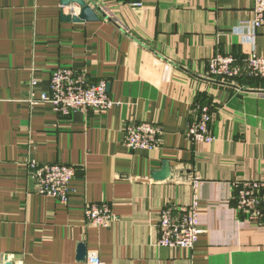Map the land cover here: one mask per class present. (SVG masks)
Returning a JSON list of instances; mask_svg holds the SVG:
<instances>
[{
  "label": "crops",
  "instance_id": "obj_1",
  "mask_svg": "<svg viewBox=\"0 0 264 264\" xmlns=\"http://www.w3.org/2000/svg\"><path fill=\"white\" fill-rule=\"evenodd\" d=\"M134 1L86 0L98 20L68 22L76 4L0 0V264H89L91 251L101 264H264V213L236 211L237 186L264 180V76L208 71L218 54L264 56V23L241 28L253 0ZM57 65L106 80L111 108L63 115L39 102ZM203 105L214 139L196 143L187 128ZM131 121L160 127L154 149L123 145ZM31 159L75 167L67 204L37 192ZM163 160L172 176L155 181ZM193 193L194 246L158 245L161 209L179 216ZM102 202L113 221L94 227L83 207Z\"/></svg>",
  "mask_w": 264,
  "mask_h": 264
},
{
  "label": "built area",
  "instance_id": "obj_2",
  "mask_svg": "<svg viewBox=\"0 0 264 264\" xmlns=\"http://www.w3.org/2000/svg\"><path fill=\"white\" fill-rule=\"evenodd\" d=\"M142 4L143 0H135L133 3L135 6ZM251 11L253 18L244 21L241 28L254 31L264 23V0H253ZM208 71L221 81L235 79L243 72L251 76H264V56L251 53L239 61L229 54H218L208 61ZM39 102L48 104L53 111L63 115L73 111L86 113L89 110L100 114L114 103L107 92L106 80L90 83L83 72L58 65L51 69L48 92L40 94ZM211 119L209 106H198L197 115L187 128L188 138L196 143L213 141L209 128ZM161 133L160 127L153 122L131 121L125 127L123 145L130 150H152ZM28 166L40 195L51 197L62 204L68 203L71 182L76 173L73 165L57 162L40 164L31 159ZM200 183L198 179L193 180L194 190ZM237 187L236 211L248 214L249 219L260 221L264 213V180H245ZM83 211L87 221L94 227H107L113 221L114 216L107 203H86ZM197 215L198 199L195 193L191 204L179 216L173 215L171 207L162 208L157 225L160 232L158 245L181 251L191 249L201 232ZM86 262L101 264L95 251L89 252Z\"/></svg>",
  "mask_w": 264,
  "mask_h": 264
},
{
  "label": "water",
  "instance_id": "obj_3",
  "mask_svg": "<svg viewBox=\"0 0 264 264\" xmlns=\"http://www.w3.org/2000/svg\"><path fill=\"white\" fill-rule=\"evenodd\" d=\"M62 6H67L70 4H76L79 7V12L76 14H67L61 11V19L63 21H72V22H80V21H97L98 15L96 14L94 8L86 2V0H60ZM108 86V85H107ZM108 88V87H107ZM172 176V166L168 160H163L161 162L160 168L156 169L151 173V178L155 181H161L168 179ZM80 250L78 253L79 258L85 255V249L83 245H80ZM9 264V263H8Z\"/></svg>",
  "mask_w": 264,
  "mask_h": 264
}]
</instances>
